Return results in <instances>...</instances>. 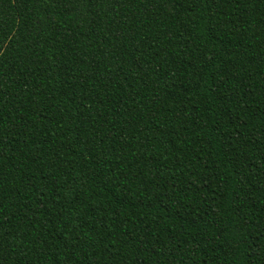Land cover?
Wrapping results in <instances>:
<instances>
[{
	"label": "trees",
	"instance_id": "obj_1",
	"mask_svg": "<svg viewBox=\"0 0 264 264\" xmlns=\"http://www.w3.org/2000/svg\"><path fill=\"white\" fill-rule=\"evenodd\" d=\"M0 264H264V0H0Z\"/></svg>",
	"mask_w": 264,
	"mask_h": 264
}]
</instances>
